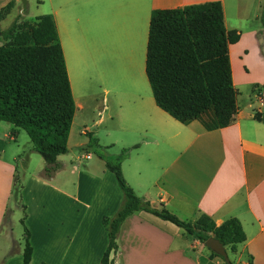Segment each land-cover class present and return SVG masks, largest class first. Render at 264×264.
Here are the masks:
<instances>
[{"label":"crops","instance_id":"obj_1","mask_svg":"<svg viewBox=\"0 0 264 264\" xmlns=\"http://www.w3.org/2000/svg\"><path fill=\"white\" fill-rule=\"evenodd\" d=\"M21 1L0 0V10L10 3L16 10ZM24 1L22 16L27 22L49 17L55 25L75 105L67 153L57 158L61 169L54 176L55 181L62 177L54 189L63 198L61 206L53 218L42 219L43 226L34 225L30 216L24 220L32 248L30 264H100L107 248L102 220L116 215L123 194L102 161L90 168L81 166L68 149L76 121H92L94 114L92 126L109 120L126 135L130 153L121 170L138 197L162 205L185 222L194 223L201 215L216 226L238 220L246 238L233 254L238 264H264V119L251 116L258 112L264 117V93L257 95V106L238 104L226 128L218 127L212 108L179 122L156 106L145 73L153 11L220 2L226 31L240 36L229 47L238 46L246 34L259 46L257 37L264 38L260 22L264 0ZM259 52L264 71V52ZM231 71L234 79L233 67ZM92 75L107 82L92 89L88 86ZM262 80L254 85H264ZM87 130L84 127L82 135L90 134ZM1 185L2 196H9L12 184L3 179ZM4 205L0 199L1 209ZM116 244L117 252L109 257L112 264H206L188 257L185 244L202 252L209 264L218 260L181 229L142 211L125 219Z\"/></svg>","mask_w":264,"mask_h":264},{"label":"trees","instance_id":"obj_2","mask_svg":"<svg viewBox=\"0 0 264 264\" xmlns=\"http://www.w3.org/2000/svg\"><path fill=\"white\" fill-rule=\"evenodd\" d=\"M13 5L10 3L0 10V22ZM260 22L264 33V3ZM1 37L7 44L0 47V123L13 127L11 136L14 138L18 130L25 132L32 151L44 162L43 178L50 180L61 169L57 158L67 153L75 113L55 25L49 17H38L33 23L12 25ZM239 38L237 32L226 31L220 2L153 11L145 73L156 106L179 122L212 108L218 127L230 126L238 111V94L233 85L228 48ZM87 136L88 146L114 175L123 194L116 215L102 220L108 245L100 264H112L109 257L117 252L116 239L122 223L139 211L173 224L204 246L208 239L214 238L235 253L237 246L245 241L236 219H229L220 226L205 215L194 223L185 222L162 205L153 206L138 197L121 170L130 149L107 156L97 139ZM29 236L25 229L23 264H30L32 256ZM212 255L223 260L213 252Z\"/></svg>","mask_w":264,"mask_h":264},{"label":"rangeland","instance_id":"obj_3","mask_svg":"<svg viewBox=\"0 0 264 264\" xmlns=\"http://www.w3.org/2000/svg\"><path fill=\"white\" fill-rule=\"evenodd\" d=\"M12 8L7 10V15L0 22V33L7 31L12 25L27 23L25 17L22 16V11L26 10V2L22 0L16 10H12ZM28 22L33 23V21ZM244 33L247 32L243 31ZM254 42L246 34L238 46L228 48L231 57V67L234 70V88L238 94L237 105L241 104L245 106L251 102L257 106V95L262 92L264 93V89H262L263 85H254V83L263 81L262 78L264 77L263 65L259 62V57L261 56V52L259 51L264 52V38L257 37L256 42L259 46L253 45ZM6 44L0 35V47ZM94 69L98 71L97 67ZM92 76L91 81L88 83V86L92 89L96 90L98 85H102V81L104 83L107 82L105 79L102 80L95 75ZM94 115L91 118L92 121L97 119L96 114ZM251 116L257 120L264 119L262 114L258 112L253 113ZM92 121L87 120L83 123L76 121L72 127L68 142L70 153L74 157H78V163L81 166L88 168L96 163L98 164L100 159L96 156L93 149L88 146V136L82 135L84 127L90 132L89 135L97 139L98 145L107 156H116L123 148H129L127 146L129 143L124 144L126 135L118 129L116 122L106 120L101 126L94 127L92 126ZM6 126L10 129L9 131L6 130ZM12 129L11 125L0 123V199H3L5 204L2 209L0 206V210H2L0 229H4L0 230V262L12 259L11 264H21L25 246L24 230L29 231L28 226L24 225V220L30 216V221L34 225L43 226L42 219L54 217L56 210L61 206V200H63L54 190L56 188L55 184L59 183L62 177H57L56 181L54 177L50 180L44 179V162L39 155L32 151V145L28 136L24 131L18 130L15 141L10 140L11 138L14 139L11 136ZM80 145H83L82 149H80ZM87 154L91 156V160L89 161L85 159ZM3 179L4 183L8 181V183L12 184L9 196L5 195L6 198L2 196L3 190L1 184ZM63 180L65 181V179ZM69 191L73 192L70 189ZM83 191L88 199H92V195L88 191ZM189 242L191 241L189 240ZM182 248L188 251V257L209 264L206 259H202V252L201 254L196 251L193 252L188 244L183 245ZM225 250L228 262L238 264V257L233 255L234 253L228 247ZM203 251H209L210 258H217L216 264H226L224 260L214 257L209 249L203 248Z\"/></svg>","mask_w":264,"mask_h":264},{"label":"water","instance_id":"obj_4","mask_svg":"<svg viewBox=\"0 0 264 264\" xmlns=\"http://www.w3.org/2000/svg\"><path fill=\"white\" fill-rule=\"evenodd\" d=\"M205 247L208 248L214 254L223 258L225 262H228L227 252L219 241L215 240L214 238H210L206 241Z\"/></svg>","mask_w":264,"mask_h":264},{"label":"built area","instance_id":"obj_5","mask_svg":"<svg viewBox=\"0 0 264 264\" xmlns=\"http://www.w3.org/2000/svg\"><path fill=\"white\" fill-rule=\"evenodd\" d=\"M87 158H89V156H87Z\"/></svg>","mask_w":264,"mask_h":264}]
</instances>
